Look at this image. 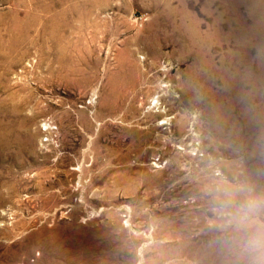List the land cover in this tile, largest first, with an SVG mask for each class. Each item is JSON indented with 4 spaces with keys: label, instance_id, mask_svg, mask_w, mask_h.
I'll list each match as a JSON object with an SVG mask.
<instances>
[{
    "label": "rangeland",
    "instance_id": "374dc122",
    "mask_svg": "<svg viewBox=\"0 0 264 264\" xmlns=\"http://www.w3.org/2000/svg\"><path fill=\"white\" fill-rule=\"evenodd\" d=\"M263 12L0 0V264H264Z\"/></svg>",
    "mask_w": 264,
    "mask_h": 264
},
{
    "label": "clouds",
    "instance_id": "9594fccd",
    "mask_svg": "<svg viewBox=\"0 0 264 264\" xmlns=\"http://www.w3.org/2000/svg\"><path fill=\"white\" fill-rule=\"evenodd\" d=\"M253 243L260 249H264V235L254 239Z\"/></svg>",
    "mask_w": 264,
    "mask_h": 264
},
{
    "label": "bare ground",
    "instance_id": "6f19581e",
    "mask_svg": "<svg viewBox=\"0 0 264 264\" xmlns=\"http://www.w3.org/2000/svg\"><path fill=\"white\" fill-rule=\"evenodd\" d=\"M264 13V12H263ZM189 28V27H188ZM188 30H191V29H188ZM261 30V29H260ZM263 35V34H262ZM264 36V35H263Z\"/></svg>",
    "mask_w": 264,
    "mask_h": 264
},
{
    "label": "snow or ice",
    "instance_id": "6c2138e0",
    "mask_svg": "<svg viewBox=\"0 0 264 264\" xmlns=\"http://www.w3.org/2000/svg\"><path fill=\"white\" fill-rule=\"evenodd\" d=\"M153 103H155V101Z\"/></svg>",
    "mask_w": 264,
    "mask_h": 264
}]
</instances>
